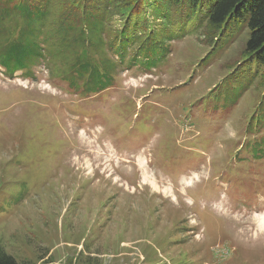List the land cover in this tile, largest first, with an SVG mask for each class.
Returning <instances> with one entry per match:
<instances>
[{
  "label": "rangeland",
  "instance_id": "374dc122",
  "mask_svg": "<svg viewBox=\"0 0 264 264\" xmlns=\"http://www.w3.org/2000/svg\"><path fill=\"white\" fill-rule=\"evenodd\" d=\"M147 24L159 56L122 57L97 95L43 65L0 70V246L18 263L264 264V159L244 151L264 86L236 70L248 29L211 50L196 26Z\"/></svg>",
  "mask_w": 264,
  "mask_h": 264
},
{
  "label": "trees",
  "instance_id": "16d2710c",
  "mask_svg": "<svg viewBox=\"0 0 264 264\" xmlns=\"http://www.w3.org/2000/svg\"><path fill=\"white\" fill-rule=\"evenodd\" d=\"M147 18L150 25L160 18L167 27L196 26L213 42L211 50L235 38L244 23L249 33L236 70L243 69L241 79L254 71L264 86V0H0V70L9 79L32 78L43 65L50 79L85 97L103 93L115 84L122 57L159 56V43H148ZM246 131L260 137L244 151L264 159V95ZM0 264L20 263L0 246Z\"/></svg>",
  "mask_w": 264,
  "mask_h": 264
}]
</instances>
